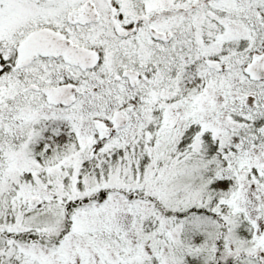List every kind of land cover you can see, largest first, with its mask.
<instances>
[{
	"label": "rangeland",
	"instance_id": "obj_1",
	"mask_svg": "<svg viewBox=\"0 0 264 264\" xmlns=\"http://www.w3.org/2000/svg\"><path fill=\"white\" fill-rule=\"evenodd\" d=\"M262 1L0 0V264H264V109L249 105L264 82L240 72L264 77ZM89 3L98 19L69 25ZM40 26L94 67L22 66ZM127 61L143 103L123 92ZM70 84L74 100L49 102Z\"/></svg>",
	"mask_w": 264,
	"mask_h": 264
},
{
	"label": "flooded vegetation",
	"instance_id": "obj_2",
	"mask_svg": "<svg viewBox=\"0 0 264 264\" xmlns=\"http://www.w3.org/2000/svg\"><path fill=\"white\" fill-rule=\"evenodd\" d=\"M91 4V3H89ZM262 4L264 5V1H262ZM95 7V13H94V16L92 18H84L83 17V14H84V11H85V7H83V10L82 12H80L79 14H77L78 16V19L74 17V19L71 21H69V25H75V24H82V23H90V22H94L98 19L97 16H99V12H100V9L98 7ZM155 15V13H154ZM153 20V17L152 16H140V17H136L134 18V20L132 21L131 19L129 20H125L123 21L121 19V22L116 24L114 26V32L117 33L119 36H122V38H128V36H134L137 34V31H139L140 27L142 24H144V22L146 23H151ZM259 25H260V30L258 31V34L257 36H259V38H263V41H264V11L261 13V17L259 19ZM150 29V33L152 34V32H154L155 28L152 27V26H149L148 27ZM42 29H46V30H50L56 34H59V36L62 38V40L64 41L65 45L67 46H72V47H75V48H83V49H86L84 47H81L80 45H78L76 42L70 40L69 38V32L66 30V29H62V31L58 30V31H55V30H52V29H49L46 27H43V26H40L39 28H36L32 31H30L28 34L32 33V32H36V31H39V30H42ZM27 34V35H28ZM26 35V36H27ZM109 36V35H108ZM155 37V36H154ZM123 38V39H124ZM88 50V49H87ZM93 53V52H92ZM15 58H18V61L20 62V53H19V50L17 51V53H15ZM93 56L95 58V63L97 62V57H95L94 53H93ZM41 58H45L47 60H51V61H54L56 64H60V63H71V64H75V65H78L79 67H82V68H88L87 66H83V65H80L78 62H76L72 57H69L68 54H65L64 53V47H57L55 48V50H53V53H50V52H36L34 56H32L30 58V60L26 63V64H22V66H26L28 65L29 63H31L32 61H34L35 59H41ZM253 59V62L255 61V58H252ZM16 60V59H15ZM94 63V64H95ZM251 63H252V60L250 61V66H251ZM49 64V62H48ZM94 64L91 65V67L89 68H93L94 67ZM124 67H121V76H120V79L123 80V85H124V89H123V92H127V95H132V97L130 98L131 100L135 101L136 103L137 102H142V94L140 93V90L137 89V88H133L131 86L128 87V83H131L132 85H137L138 83V80L136 78H139V76L137 75V72L140 71V68H142L141 66H139L138 62L136 61H130V62H125L124 63ZM25 73L27 74L28 71L27 70H24ZM155 71V65H153V67L147 65L146 68H145V72L143 74H148V72L150 74H152V72ZM262 72L264 71V68L261 70ZM240 72L243 74V76H245V78L248 79H254L256 81H259V82H264V77L261 79V78H258V79H255V78H251L250 77V71H248L247 69H244L243 68V71L240 69ZM141 73V72H139ZM63 87H69L71 89V92H72V96H73V99L71 97L70 100H74V98H76L74 96V90L76 89L75 88V85H65ZM62 87V88H63ZM113 87V86H112ZM116 88V87H114ZM254 91V97L252 100L249 101V105L250 107H253V108H262L264 109V84L262 86H260V88L258 87H255V89H252ZM92 92H95V91H98L100 92L99 96L102 97V95H105L104 92L101 93V91H104L103 90H99L97 88H94V89H91ZM252 91V92H253ZM82 94H85V92H83ZM87 95L90 94V92L86 93ZM109 95L111 96V100L112 101H116V100H119V96L122 95V89L121 88H117V90H111V92H109ZM93 96H95V93L93 94ZM107 96V95H106ZM125 96V97H126ZM108 98V96H107ZM94 99L98 100V97L96 98V96L94 97ZM69 100V101H70ZM131 100L129 103H131ZM67 101V102H69ZM67 102H61V103H57V104H63V105H66ZM53 103V102H51ZM117 106H124V102L122 101L119 105ZM117 115V114H116ZM116 115L114 116V118L117 120L116 118ZM119 115V114H118ZM120 117V115H119ZM121 119V117L119 118ZM109 122V121H108ZM112 122V121H111ZM251 256V255H250ZM255 258V256H252V258Z\"/></svg>",
	"mask_w": 264,
	"mask_h": 264
},
{
	"label": "water",
	"instance_id": "obj_3",
	"mask_svg": "<svg viewBox=\"0 0 264 264\" xmlns=\"http://www.w3.org/2000/svg\"><path fill=\"white\" fill-rule=\"evenodd\" d=\"M95 10L92 4H89L85 8V13L83 14L84 18H92L94 16ZM64 47V53L72 57L74 60L79 62L82 65L91 66L93 64L92 54L81 48H74L72 46H67L64 44V41L59 36L49 30H39L36 32L30 33L25 41L20 45V61L25 64L29 61L32 55H35L36 51L40 52H53L57 47ZM68 88L60 89L57 92H54L50 97L51 101H62L70 97Z\"/></svg>",
	"mask_w": 264,
	"mask_h": 264
},
{
	"label": "trees",
	"instance_id": "obj_4",
	"mask_svg": "<svg viewBox=\"0 0 264 264\" xmlns=\"http://www.w3.org/2000/svg\"><path fill=\"white\" fill-rule=\"evenodd\" d=\"M84 81H87V80H84ZM86 83V82H85ZM93 88H95V87H93ZM59 128H61V129H65V127L63 126V125H61V126H59ZM62 132H64V130H62V131H60V133H62ZM58 138V136H57V134H56V132H53V131H51V130H48L46 133H45V137H44V139L45 140H48V141H52V140H54V139H57ZM40 145H42V143H39L36 147V149H35V151H37V152H39L38 151V149H40L39 147H40ZM51 144H49L48 146H50ZM72 204V203H71ZM75 204H76V201L72 204V206L74 207L75 206ZM191 264H196V263H191ZM201 264V263H200Z\"/></svg>",
	"mask_w": 264,
	"mask_h": 264
}]
</instances>
